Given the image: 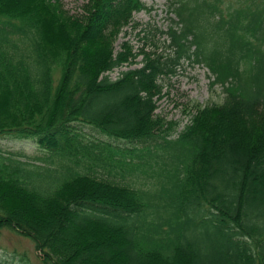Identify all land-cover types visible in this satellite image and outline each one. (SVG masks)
Returning <instances> with one entry per match:
<instances>
[{
    "label": "trees",
    "instance_id": "trees-1",
    "mask_svg": "<svg viewBox=\"0 0 264 264\" xmlns=\"http://www.w3.org/2000/svg\"><path fill=\"white\" fill-rule=\"evenodd\" d=\"M146 8L0 0V136L38 148L0 146V237L30 238L38 264H264V0H172L166 50L117 49ZM184 60L225 95L173 137L159 80Z\"/></svg>",
    "mask_w": 264,
    "mask_h": 264
},
{
    "label": "rangeland",
    "instance_id": "rangeland-1",
    "mask_svg": "<svg viewBox=\"0 0 264 264\" xmlns=\"http://www.w3.org/2000/svg\"><path fill=\"white\" fill-rule=\"evenodd\" d=\"M63 6L70 13H80L83 11V4L86 0H61ZM148 9L137 12L134 16V23L126 27L127 32H123L118 39L116 46L120 45L125 39H129L134 46V50L144 49L155 51L160 54L169 42L166 30L171 25H178L174 13L171 11L172 0H144ZM155 42V44L153 43ZM143 65V55H139L136 62L114 69L110 76L117 78L122 70L136 68ZM209 70L200 64H192L184 61L181 67L177 68L176 74L163 75L160 82L163 84L162 97L157 100L156 110L167 121H178L176 129L172 131V136H178L180 130L189 122L192 114L196 112V104L205 105L211 102H221L224 97L221 85H212ZM82 132L91 139L100 138V134L95 128L84 123H75ZM104 139L111 140L115 145L122 148L131 147L134 144L124 140L111 139L102 136ZM0 146L4 149L22 150L28 153L38 152V148L33 140L0 136ZM27 255L28 264H38L41 251H38L34 242L25 236L5 229L0 237V259L22 261L21 255Z\"/></svg>",
    "mask_w": 264,
    "mask_h": 264
}]
</instances>
